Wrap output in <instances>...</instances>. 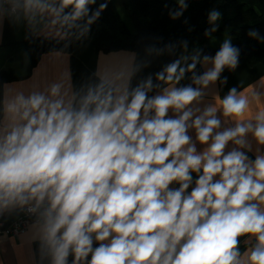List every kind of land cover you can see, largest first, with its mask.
Wrapping results in <instances>:
<instances>
[{
  "label": "clouds",
  "instance_id": "9594fccd",
  "mask_svg": "<svg viewBox=\"0 0 264 264\" xmlns=\"http://www.w3.org/2000/svg\"><path fill=\"white\" fill-rule=\"evenodd\" d=\"M109 2L0 0V32L7 9L10 22L69 47ZM188 8L176 0L168 16ZM221 17L208 11L205 36ZM247 36L264 42L257 28ZM188 47L181 40L175 59L135 85L151 61L114 80H58L0 99V215L34 218L37 264H264V110L238 86L205 102L240 66L231 39L214 54Z\"/></svg>",
  "mask_w": 264,
  "mask_h": 264
},
{
  "label": "trees",
  "instance_id": "16d2710c",
  "mask_svg": "<svg viewBox=\"0 0 264 264\" xmlns=\"http://www.w3.org/2000/svg\"><path fill=\"white\" fill-rule=\"evenodd\" d=\"M100 2L102 0H97V5ZM121 5L131 26L120 11L118 0H110L107 10L92 25L89 40L83 42L95 47L98 52L131 50L141 53H148L146 49L149 47L161 48L169 42L177 44L175 55L157 57L152 53L159 62L154 69L155 73L164 63L180 54L181 40H188V53L202 48L205 53L214 54L223 42L221 38L227 35L234 45L241 48V56L251 65H264V42L247 36L250 28H257L264 35V0H189V8L184 17L175 21L169 18L168 10L175 8L176 0H121ZM213 8L222 13L221 19L217 21L220 29L211 36H205L204 31L209 27L207 13ZM185 18L188 24L183 22ZM189 28L192 31H188ZM214 40L220 42L216 46L212 45ZM76 43L80 42L65 47L64 41L57 42L50 37L28 34L25 40L13 44L15 51H9L12 53L10 68L0 67V99H3L4 84L29 77L43 54L53 51L71 52ZM17 51L25 56L23 71L13 68ZM198 71L202 72V67L198 66Z\"/></svg>",
  "mask_w": 264,
  "mask_h": 264
},
{
  "label": "crops",
  "instance_id": "0c3cea01",
  "mask_svg": "<svg viewBox=\"0 0 264 264\" xmlns=\"http://www.w3.org/2000/svg\"><path fill=\"white\" fill-rule=\"evenodd\" d=\"M4 15L6 18L0 32L1 51L25 40L28 34L46 36L38 25L32 27L23 20L18 23L10 22L7 18V9L4 10ZM88 40L89 38L84 41ZM148 61H151L150 66L142 68L135 75L132 80L133 85L149 73H154L159 63L155 55L131 50L98 52L95 47L85 42L76 43L71 52L53 51L43 54L29 77L4 84L3 98L5 96L12 98L21 91L27 94L36 88L43 89L58 80H62L65 86L71 83L77 87L88 78H91L94 83L100 78L114 80L117 74L126 75L137 65ZM224 75L228 76V85L223 86L217 83L216 86L210 87L205 98L206 103L215 102L217 92L220 97H223L228 88L238 86V91L241 90L248 96L253 111L264 110V65H251L245 57L241 56L240 66L234 72L226 69ZM38 244V229L33 223L21 236L4 238L0 241V264H37ZM244 247L242 238L241 250ZM45 264H47L46 261Z\"/></svg>",
  "mask_w": 264,
  "mask_h": 264
},
{
  "label": "built area",
  "instance_id": "2783aa9c",
  "mask_svg": "<svg viewBox=\"0 0 264 264\" xmlns=\"http://www.w3.org/2000/svg\"><path fill=\"white\" fill-rule=\"evenodd\" d=\"M32 217L23 213H5L0 215V241L4 238L19 237L33 224Z\"/></svg>",
  "mask_w": 264,
  "mask_h": 264
},
{
  "label": "rangeland",
  "instance_id": "374dc122",
  "mask_svg": "<svg viewBox=\"0 0 264 264\" xmlns=\"http://www.w3.org/2000/svg\"><path fill=\"white\" fill-rule=\"evenodd\" d=\"M118 5H119V8H120V11L122 12V14L124 15V17L126 18V20L128 21L129 25L131 26V21L128 19V17L126 16V13L121 5V0H118ZM225 39H228V36L227 35H224L221 40H225ZM220 42V40H214L212 42V45H217L218 43ZM14 50L15 51V46L14 47H10L8 49H6L5 51H1L0 50V67H6V68H10V63H12L10 60V58L12 57V53H9V51H12ZM12 51V52H14ZM25 64H26V60H25V56L17 51L15 52V57H14V61H13V68H15L16 70H19V71H23L24 70V67H25Z\"/></svg>",
  "mask_w": 264,
  "mask_h": 264
}]
</instances>
